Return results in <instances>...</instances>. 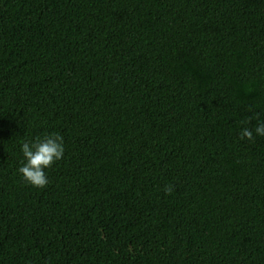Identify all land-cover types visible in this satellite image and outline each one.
Returning a JSON list of instances; mask_svg holds the SVG:
<instances>
[{
    "label": "trees",
    "instance_id": "16d2710c",
    "mask_svg": "<svg viewBox=\"0 0 264 264\" xmlns=\"http://www.w3.org/2000/svg\"><path fill=\"white\" fill-rule=\"evenodd\" d=\"M258 122L264 0H0V264H264Z\"/></svg>",
    "mask_w": 264,
    "mask_h": 264
},
{
    "label": "clouds",
    "instance_id": "9594fccd",
    "mask_svg": "<svg viewBox=\"0 0 264 264\" xmlns=\"http://www.w3.org/2000/svg\"><path fill=\"white\" fill-rule=\"evenodd\" d=\"M255 133L264 136V122L257 123ZM252 134L248 128L241 131V136L249 139ZM20 152L22 161L17 168L18 175L27 184L42 188L48 182L45 170L63 156V140L58 134H49L33 141L23 142L20 145Z\"/></svg>",
    "mask_w": 264,
    "mask_h": 264
}]
</instances>
